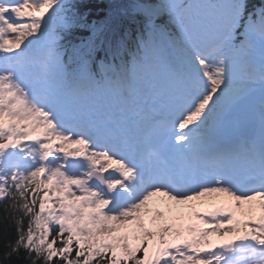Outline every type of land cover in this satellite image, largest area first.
<instances>
[{"label":"snow or ice","instance_id":"1","mask_svg":"<svg viewBox=\"0 0 264 264\" xmlns=\"http://www.w3.org/2000/svg\"><path fill=\"white\" fill-rule=\"evenodd\" d=\"M0 264H264V0H0Z\"/></svg>","mask_w":264,"mask_h":264},{"label":"trees","instance_id":"2","mask_svg":"<svg viewBox=\"0 0 264 264\" xmlns=\"http://www.w3.org/2000/svg\"><path fill=\"white\" fill-rule=\"evenodd\" d=\"M3 238L0 236V254H2Z\"/></svg>","mask_w":264,"mask_h":264}]
</instances>
